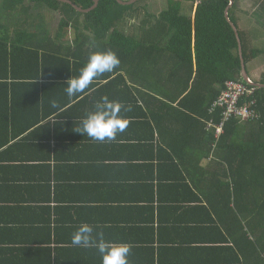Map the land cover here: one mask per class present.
<instances>
[{
  "label": "crops",
  "instance_id": "1",
  "mask_svg": "<svg viewBox=\"0 0 264 264\" xmlns=\"http://www.w3.org/2000/svg\"><path fill=\"white\" fill-rule=\"evenodd\" d=\"M262 29L248 31L264 41ZM253 70L248 76L264 86V69ZM127 81L92 93L88 85L73 100L58 93L49 106H66L8 144L0 130V264H101L94 247L71 243L85 221L129 243V264H260V230L251 233L244 204L234 203L233 188H213L241 183L244 162L237 149L227 161L204 143L211 132L196 111L212 88L195 92L190 111L179 106L186 85ZM103 96L131 110L121 112L124 132L99 143L76 131Z\"/></svg>",
  "mask_w": 264,
  "mask_h": 264
},
{
  "label": "trees",
  "instance_id": "2",
  "mask_svg": "<svg viewBox=\"0 0 264 264\" xmlns=\"http://www.w3.org/2000/svg\"><path fill=\"white\" fill-rule=\"evenodd\" d=\"M2 1L0 130L7 134L2 143L28 135L47 117L59 113L67 103L49 106L50 99L58 93L67 95V80L78 77L89 55L96 51H114L120 65L88 84L92 88L88 87L87 93H92L96 85H129L127 78L138 83L140 80L142 85H186L179 106L191 111L192 105L186 102L201 86L209 85L211 101L196 111L211 132L204 143L212 146L213 156L223 149L227 161L234 160L237 149L238 159L244 162L243 169H236L242 174L241 185L233 175V181H219L213 188H233L234 203L244 204L251 233L260 230V264H264V89L254 88L255 96L241 102L255 108L259 114L256 118L244 122L232 118L224 124L222 135L209 127L211 121L219 124L223 120V109L212 108L226 84L243 82L239 43L226 17L231 1L187 0L192 4L187 9L184 0H166L159 13L124 6L117 0H100L98 7L88 13L58 0ZM70 1L84 10L95 5V0ZM237 1L233 0L228 17L238 28L247 69V64L263 55L264 50L253 43L252 33L240 26L235 15ZM256 6L258 18L264 19V0H257ZM45 10L61 15L55 31L49 28ZM135 19L137 29L130 33ZM124 25L126 30L121 28ZM3 139L0 136V142ZM240 187L242 192L235 199Z\"/></svg>",
  "mask_w": 264,
  "mask_h": 264
},
{
  "label": "clouds",
  "instance_id": "3",
  "mask_svg": "<svg viewBox=\"0 0 264 264\" xmlns=\"http://www.w3.org/2000/svg\"><path fill=\"white\" fill-rule=\"evenodd\" d=\"M120 65V59L112 50L96 51L89 55L80 75L68 79L65 92L68 96L82 93L94 79L112 73ZM130 111L120 101L103 96L81 120L76 132L90 139L105 143L114 141L127 128L129 121L121 112ZM223 134V133H222ZM71 243L77 247H94L100 256L101 264H129L131 245L105 239L104 234L88 222H81L71 235Z\"/></svg>",
  "mask_w": 264,
  "mask_h": 264
},
{
  "label": "rangeland",
  "instance_id": "4",
  "mask_svg": "<svg viewBox=\"0 0 264 264\" xmlns=\"http://www.w3.org/2000/svg\"><path fill=\"white\" fill-rule=\"evenodd\" d=\"M130 1V0H127ZM256 2L257 0H238L237 1V7H236V18L239 20L240 26L242 28H244L246 31H248V28H254L256 30H258L257 32L259 34V36H262L263 34V29L264 28V19L258 18L257 15V11L258 8L256 6ZM166 3V0H140L138 2H135L134 5V9L136 8H145L148 11H151L152 13H159L161 12V10L164 7ZM185 5L187 6V9H190L192 4L191 2L184 0ZM190 10H188L189 12ZM48 24H49V28H51V30L55 31L56 28L58 27L61 15L58 12H51L49 10H45L44 11ZM137 24H138V20L135 19V21H133V25L130 26V33H134V31L137 29ZM247 26V28H246ZM250 26V27H248ZM123 30L127 29V25H124L121 27ZM252 32V31H251ZM70 36V35H69ZM253 43L258 46V48H261L264 50V41L263 40H259V38H256V35L254 34L251 35ZM71 37L74 38V34H71ZM261 67L262 69H264V55H261L260 57H257L256 60L252 61V64H248V71H250V73H254L253 69L255 67Z\"/></svg>",
  "mask_w": 264,
  "mask_h": 264
},
{
  "label": "built area",
  "instance_id": "5",
  "mask_svg": "<svg viewBox=\"0 0 264 264\" xmlns=\"http://www.w3.org/2000/svg\"><path fill=\"white\" fill-rule=\"evenodd\" d=\"M255 94L256 89L243 82L235 81L227 83L225 90H223L221 96L212 108V110L217 108L223 109V120L219 124L211 121L209 127L215 128L216 134L221 135L224 132V124L232 118L239 119L243 122L256 118L259 114L255 108L250 107V105H241L243 99L252 98Z\"/></svg>",
  "mask_w": 264,
  "mask_h": 264
},
{
  "label": "water",
  "instance_id": "6",
  "mask_svg": "<svg viewBox=\"0 0 264 264\" xmlns=\"http://www.w3.org/2000/svg\"><path fill=\"white\" fill-rule=\"evenodd\" d=\"M58 1L71 4V5H73V7L76 10H78L79 12H82V13H88V12H91L92 10H95L98 7L99 2H100V0H95V5L91 9L84 10V9L78 7L77 5L73 4V1H70V0H58ZM137 1H140V0H130V1H127V0H117V2H119V4L124 5V6L133 5ZM194 1H200V0H194ZM230 1H231L230 6L226 10V17H227L228 21L230 22V24H231L234 32L236 33L237 40H238V43H239V52H240V57H241V62H242V71H241L242 72L241 73L242 80L248 86L258 87V88L264 89V86L257 85L256 83H254L251 80L250 76H248V72H247L246 65H245V60H244V57H243L242 42H241V39H240V34H239V31H238V28L230 21V19L228 17L229 10L233 6V4H234L233 0H230Z\"/></svg>",
  "mask_w": 264,
  "mask_h": 264
}]
</instances>
